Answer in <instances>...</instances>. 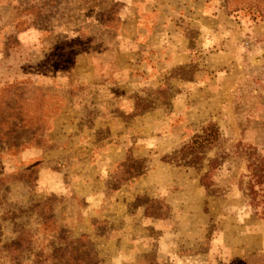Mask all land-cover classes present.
I'll use <instances>...</instances> for the list:
<instances>
[{"label": "rangeland", "instance_id": "374dc122", "mask_svg": "<svg viewBox=\"0 0 264 264\" xmlns=\"http://www.w3.org/2000/svg\"><path fill=\"white\" fill-rule=\"evenodd\" d=\"M256 16L225 0H0V111L8 91L24 97L22 127L0 125V264H49L61 230L88 236L104 264H264L238 154L264 157ZM210 122L223 141L207 189L208 160L164 158ZM129 157L146 170L120 183ZM152 200L169 217H147Z\"/></svg>", "mask_w": 264, "mask_h": 264}, {"label": "trees", "instance_id": "16d2710c", "mask_svg": "<svg viewBox=\"0 0 264 264\" xmlns=\"http://www.w3.org/2000/svg\"><path fill=\"white\" fill-rule=\"evenodd\" d=\"M226 7L230 13H239L241 11H252L257 14L256 17L264 21V0H225ZM113 20L107 19L104 24H109ZM72 44L73 41L67 42ZM59 50V48H58ZM16 91L17 87L12 88ZM23 89V88H22ZM37 89V88H36ZM17 94H12L11 90L6 94L7 97L3 99L1 106L4 110L0 111L4 113L9 112L10 117H3L0 120V125L12 126L16 131L22 127V105L21 97ZM13 96H10V95ZM29 95L25 96V100H30ZM10 101H12L10 103ZM143 102V103H142ZM152 105L147 101L139 100L136 103V112L143 114L150 110ZM1 137V136H0ZM5 138V137H2ZM223 141L222 133L217 124L210 122L205 125L202 131L194 135L190 141L184 144L178 151L172 155H168L164 158L165 162L176 164L178 166L188 167H203L206 160H208V172L202 177V185L209 189L210 175L213 171L217 170L220 166L219 159H208L207 155L209 152L218 148ZM241 155H247L248 169L250 171L248 190L251 198L250 204L257 211L258 215L264 217V157L256 150L241 151L238 152ZM144 160H136L129 157L124 163L119 166V173L116 179L120 183L128 182L132 179L139 178L146 170ZM139 200V199H138ZM139 205V203H137ZM145 209V215L156 219H163L169 217L170 207L158 200H152L149 203L141 205ZM44 221L47 226L50 223L56 224L55 216L53 215L52 207L44 208ZM59 246L54 247L52 253L44 254L40 256L42 263L49 264H104L95 248L93 247L88 236L83 235L78 239L70 236L68 231H60L59 237L57 238Z\"/></svg>", "mask_w": 264, "mask_h": 264}]
</instances>
